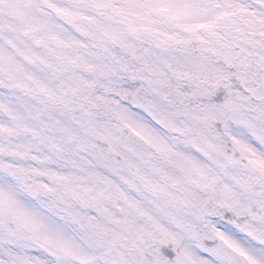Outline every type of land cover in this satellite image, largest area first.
Returning a JSON list of instances; mask_svg holds the SVG:
<instances>
[{"label":"snow or ice","instance_id":"6c2138e0","mask_svg":"<svg viewBox=\"0 0 264 264\" xmlns=\"http://www.w3.org/2000/svg\"><path fill=\"white\" fill-rule=\"evenodd\" d=\"M0 264H264V0H0Z\"/></svg>","mask_w":264,"mask_h":264}]
</instances>
